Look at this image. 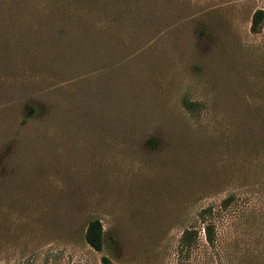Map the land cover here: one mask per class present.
<instances>
[{
  "label": "rangeland",
  "instance_id": "obj_1",
  "mask_svg": "<svg viewBox=\"0 0 264 264\" xmlns=\"http://www.w3.org/2000/svg\"><path fill=\"white\" fill-rule=\"evenodd\" d=\"M264 0H0V263L264 264ZM99 220L107 249L85 241ZM196 258L190 259L195 264Z\"/></svg>",
  "mask_w": 264,
  "mask_h": 264
},
{
  "label": "trees",
  "instance_id": "obj_2",
  "mask_svg": "<svg viewBox=\"0 0 264 264\" xmlns=\"http://www.w3.org/2000/svg\"><path fill=\"white\" fill-rule=\"evenodd\" d=\"M264 20V12L258 11L253 19L252 31L258 33L260 24ZM199 220L204 224V236L201 232L194 229L186 230L180 241V256L190 263L192 257L196 258L195 264H213V257H216L218 251V231L214 214L211 209L203 210L199 214ZM85 241L87 245L96 253H103L107 249L104 229L99 220L92 221L86 231ZM1 264V263H0ZM28 264H38L37 262H28ZM42 264H58L53 260H46ZM100 264H113V260L108 256H103ZM194 264V263H193Z\"/></svg>",
  "mask_w": 264,
  "mask_h": 264
}]
</instances>
